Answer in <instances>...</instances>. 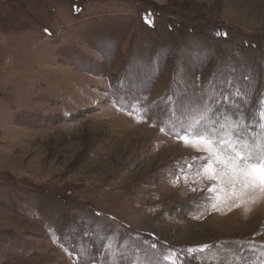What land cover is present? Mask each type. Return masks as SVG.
Instances as JSON below:
<instances>
[{
  "label": "rangeland",
  "instance_id": "374dc122",
  "mask_svg": "<svg viewBox=\"0 0 264 264\" xmlns=\"http://www.w3.org/2000/svg\"><path fill=\"white\" fill-rule=\"evenodd\" d=\"M201 113L264 166V0H0V264H264Z\"/></svg>",
  "mask_w": 264,
  "mask_h": 264
},
{
  "label": "snow or ice",
  "instance_id": "6c2138e0",
  "mask_svg": "<svg viewBox=\"0 0 264 264\" xmlns=\"http://www.w3.org/2000/svg\"><path fill=\"white\" fill-rule=\"evenodd\" d=\"M225 99H230V97H225ZM204 111L206 112L207 109ZM204 118V113H201L198 118H193L192 124L189 125L192 132L185 135L178 134V139L183 140L186 144L190 140H195L206 146L205 151L208 152V156L204 158L205 164L202 167L204 172L209 174L208 178L210 180H222L225 188L230 190L234 196L247 190H255L257 187L261 192H264V166L257 167L250 163L254 159V152L256 151L252 144L244 140L235 142L231 139H224L223 135L212 139L211 135L217 131L215 128L196 132L194 126L199 125ZM161 131H165V129L161 128ZM209 190L215 191V189ZM252 202H255V197L252 198ZM213 206L215 207V205ZM245 210L248 211L249 209L246 208ZM165 259H172L173 264H175L178 257L172 253L170 257H165Z\"/></svg>",
  "mask_w": 264,
  "mask_h": 264
},
{
  "label": "trees",
  "instance_id": "16d2710c",
  "mask_svg": "<svg viewBox=\"0 0 264 264\" xmlns=\"http://www.w3.org/2000/svg\"><path fill=\"white\" fill-rule=\"evenodd\" d=\"M231 252L232 253H230L232 256V258H235V256H237V252L235 251V249H231ZM257 254L258 256H255L254 258H252L253 257V255L254 254ZM235 255V256H234ZM241 257V256H240ZM258 257H260V255L256 252V251H253V254H252V256L248 259H246V261H248L247 262V264H261L262 263V259H260V258H258ZM239 258V257H238ZM244 261H245V258H244Z\"/></svg>",
  "mask_w": 264,
  "mask_h": 264
}]
</instances>
